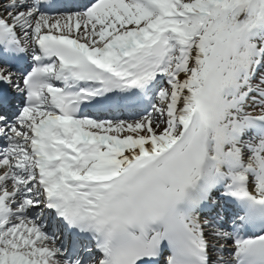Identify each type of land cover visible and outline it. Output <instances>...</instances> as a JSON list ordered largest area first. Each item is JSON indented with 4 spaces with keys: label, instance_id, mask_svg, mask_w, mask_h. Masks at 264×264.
I'll return each mask as SVG.
<instances>
[{
    "label": "snow or ice",
    "instance_id": "6c2138e0",
    "mask_svg": "<svg viewBox=\"0 0 264 264\" xmlns=\"http://www.w3.org/2000/svg\"><path fill=\"white\" fill-rule=\"evenodd\" d=\"M0 264H264V0H0Z\"/></svg>",
    "mask_w": 264,
    "mask_h": 264
}]
</instances>
